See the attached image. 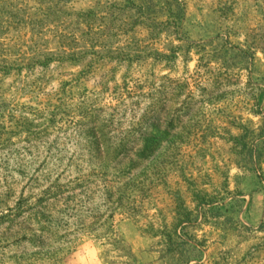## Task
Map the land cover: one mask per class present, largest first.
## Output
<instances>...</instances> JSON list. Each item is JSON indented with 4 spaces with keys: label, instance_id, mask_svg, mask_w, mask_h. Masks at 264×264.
Segmentation results:
<instances>
[{
    "label": "rangeland",
    "instance_id": "obj_1",
    "mask_svg": "<svg viewBox=\"0 0 264 264\" xmlns=\"http://www.w3.org/2000/svg\"><path fill=\"white\" fill-rule=\"evenodd\" d=\"M0 112V213L70 118L159 120L166 140L134 198L49 207L56 238L0 239V264H264V0H0Z\"/></svg>",
    "mask_w": 264,
    "mask_h": 264
},
{
    "label": "trees",
    "instance_id": "obj_2",
    "mask_svg": "<svg viewBox=\"0 0 264 264\" xmlns=\"http://www.w3.org/2000/svg\"><path fill=\"white\" fill-rule=\"evenodd\" d=\"M60 113H56V110L53 112L49 119L51 124L56 123ZM6 119V114L0 112V120ZM70 119L68 130L71 131V137L57 147L51 146L57 150L55 157L48 163L43 161L34 174H26L24 168L20 171L19 166L16 173L26 184L15 206L0 213V239L9 240L8 237L16 233L24 235L9 242L5 249L12 246L26 252L29 250L26 244L34 249H41L43 233L56 238L53 226L45 216L49 207L55 209L57 204H62L66 208L58 215H66L75 199L87 198L89 195L94 197L99 191L109 201L118 197L119 205L131 200L137 193L134 172L139 165L150 164L156 152L166 142L164 138H155L152 134L159 120ZM84 119H87L86 115ZM50 131L55 133L63 130L47 128L44 131L46 140L51 136ZM71 144L79 152L69 156L68 147ZM36 157L31 154L29 156L32 160ZM49 166L53 170L42 180V171L48 170ZM61 168L63 170L59 172ZM53 175L56 176L53 184L47 188L41 186V181L48 183ZM77 190L79 192L76 194ZM12 197L15 195L10 193V198ZM109 218H113V215ZM187 222L184 220L183 224ZM28 231L35 234L28 237ZM36 233H40V236Z\"/></svg>",
    "mask_w": 264,
    "mask_h": 264
}]
</instances>
